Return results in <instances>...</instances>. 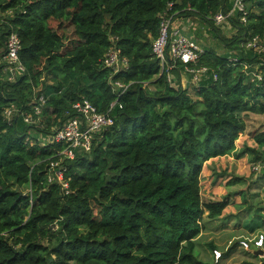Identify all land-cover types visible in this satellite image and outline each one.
I'll use <instances>...</instances> for the list:
<instances>
[{
  "label": "trees",
  "instance_id": "16d2710c",
  "mask_svg": "<svg viewBox=\"0 0 264 264\" xmlns=\"http://www.w3.org/2000/svg\"><path fill=\"white\" fill-rule=\"evenodd\" d=\"M244 2L247 24L234 15L221 28L212 17L232 0H0V62L15 32L25 68L9 82L0 64V264H220L231 254L236 245L205 263L194 256V240L204 213L215 219L228 206L227 197L202 199L204 163L234 152L245 130L239 113L264 114V55L241 46L264 36V0ZM168 3L179 21L192 23L198 44L209 39L198 63L209 72L195 84L187 74L186 88L168 83L152 52ZM109 51L126 67L106 68ZM245 65L261 70L262 81ZM175 66L171 74L182 78L190 65ZM116 81L126 87L119 96ZM82 100L109 111L113 124L89 153L60 163L62 190L50 166L61 146L42 139ZM7 108L16 111L10 122ZM241 156L253 166L264 162V132Z\"/></svg>",
  "mask_w": 264,
  "mask_h": 264
},
{
  "label": "built area",
  "instance_id": "2783aa9c",
  "mask_svg": "<svg viewBox=\"0 0 264 264\" xmlns=\"http://www.w3.org/2000/svg\"><path fill=\"white\" fill-rule=\"evenodd\" d=\"M173 4L168 3L167 9L159 15V34L155 41H153L152 52L155 58L158 60L161 67V72L167 73V81L173 87H176V76L171 74L175 69L176 62H180L183 65H190L184 68L185 73L189 74L191 83L195 84L200 77L206 75L209 72V68L206 66H198L201 56L204 54L203 47L194 40L193 36H188L183 33V28L178 23L177 13L171 12ZM239 16L238 21L243 25L247 24V9L244 0H232V6L226 13H217L212 17V21L217 27H227L232 16ZM241 46L253 51L256 54L264 55V36L259 38L257 36L253 38L244 39ZM20 50V41L15 32H12L7 39L5 45V51L1 57L0 64L3 65L2 72L5 73L6 79L9 82L15 81L19 76H22L25 72V68L19 60L18 53ZM227 61L231 65H236L237 58H228ZM103 65L113 71L114 73L120 69V67H126L125 61H119L117 53L115 51H109L103 60ZM261 65L264 66V63ZM245 69H249V74L252 75L257 81H262L261 70H255L252 72L251 65H245ZM181 78V74H180ZM216 75H213V80H216ZM126 87L118 81L114 82L113 90L116 91L119 96ZM45 103L44 97L41 95L36 100V104L33 106V112L36 116H39L41 108ZM113 104L110 105V108ZM71 110L75 113V116L69 118L61 127L52 131V133L44 140L46 145H60L61 150L57 151L59 162H50V166L53 169L54 177L57 184L62 190L68 189V184L64 180L65 168L60 163L69 159L72 160L76 152L89 153L92 148V143L102 132L107 130L112 124L113 120L107 112H99L91 103L86 100L78 101L71 106ZM16 111L12 108H7L4 111V119L10 122L15 116ZM23 121L26 124L34 123L31 114L23 116ZM258 165L253 166L252 170L257 171ZM52 179L49 178L51 183ZM56 226H53V230ZM236 245L243 251L252 252L254 250H260L262 255H257L263 260L264 264V233H259L256 236L245 239H232L227 242V248ZM213 262L218 263L222 258V253L214 250L212 252Z\"/></svg>",
  "mask_w": 264,
  "mask_h": 264
},
{
  "label": "crops",
  "instance_id": "0c3cea01",
  "mask_svg": "<svg viewBox=\"0 0 264 264\" xmlns=\"http://www.w3.org/2000/svg\"><path fill=\"white\" fill-rule=\"evenodd\" d=\"M180 23V21H178ZM181 26L184 32L189 33V28H192V23L188 20H181ZM188 36H192L188 35ZM186 84H188L186 82ZM188 86V85H187ZM239 144H236L234 152L230 156V160H236L237 164L240 162H248V157L241 156L239 157L240 152L244 147H250L252 145V138H249L246 134H242L238 139ZM225 157L222 158H214L206 161L204 166L202 167V176H206L205 179L200 178V195L203 200H212V201H221L225 197L228 198V206L223 211L222 215L215 219L207 218L206 212L202 217V225L204 230L196 237L194 240L195 243V251L198 253H212L214 250H217L221 253H226L229 249L227 248V242L232 239H245L251 238L253 235L259 232H263L264 226H249V224L245 221H242L240 225H238L237 229H232V223L228 221L227 223H221L225 221L226 217L229 215H234L236 212L235 206L241 204L239 200V193L243 190V178L241 180L238 179H230V181L226 178L228 173H224V169H222V161ZM228 159V160H229ZM227 160V159H226ZM227 160V161H228ZM230 160L227 162L229 164ZM206 172V175L204 173ZM203 186V188H202ZM238 191V192H237ZM244 196V193H243ZM230 197H232L235 201H229ZM233 207V209H232ZM261 213H263L264 218V209H262ZM229 212V213H228ZM247 223V224H246ZM229 237V238H227ZM233 250L231 253H235L237 251V247H232ZM230 253V252H229ZM252 254V253H251ZM199 257V254H198ZM200 258V257H199ZM225 258V257H224ZM204 259V258H200ZM224 259H222L223 261ZM213 262V257H212ZM250 263L257 264L258 261H249Z\"/></svg>",
  "mask_w": 264,
  "mask_h": 264
},
{
  "label": "rangeland",
  "instance_id": "374dc122",
  "mask_svg": "<svg viewBox=\"0 0 264 264\" xmlns=\"http://www.w3.org/2000/svg\"><path fill=\"white\" fill-rule=\"evenodd\" d=\"M183 33L186 35H191L192 33L189 31ZM202 36V39L198 38V40L202 41V46L207 47L209 46V39L207 40ZM211 45H215L211 41ZM177 83L178 84H183L184 87L186 88V80H188V76L184 74L182 78L176 76ZM176 83V85H177ZM193 88L190 89V93L192 94ZM240 117H242L244 123H245V130L243 131V135L246 134L249 138H252L253 135L259 132H264V114L263 115H255V114H244V113H239ZM42 139V138H41ZM45 141H42V144L44 145ZM236 144H239L237 141ZM231 157V155H230ZM230 157H225V159L222 161V169H224V173H228L229 177L227 174L226 178L230 181V179H238L243 180V190L241 193H239V202L241 200L240 205L235 206V213L234 215H229L226 217L225 221H222L221 223H227L230 221L232 223V229H237L238 225L242 221H245L249 224V226H264V218H263V211L264 209V162H261L258 164L259 168L257 171L252 170V166L255 165L254 163L243 161L237 164L236 160H230ZM245 158V156H243ZM222 158V157H221ZM241 158V157H240ZM229 159L230 162L229 164L227 163V160ZM206 164V163H205ZM204 164V165H205ZM203 165V166H204ZM207 165V164H206ZM205 168V166L203 167ZM203 175V174H202ZM200 176L201 179H205L206 176ZM206 175V172L204 173ZM203 188V186H202ZM24 194H26V187H23L20 189ZM244 193V196H243ZM229 201H235L232 197H230ZM233 209V207H232ZM229 213V212H228ZM246 223V224H247ZM261 233V232H259ZM259 233H256L253 236L258 235ZM229 238V237H227ZM238 240V239H236ZM204 258V259H200ZM227 255V254H226ZM194 256L198 258L199 260L205 262V263H211L212 262V253H198L196 251L194 253ZM259 259L257 256H254L253 254L243 251L241 248L237 249L235 253H231L227 257L224 258V260H221L220 264H241V262H249V261H254ZM259 263V262H258Z\"/></svg>",
  "mask_w": 264,
  "mask_h": 264
},
{
  "label": "water",
  "instance_id": "95a60500",
  "mask_svg": "<svg viewBox=\"0 0 264 264\" xmlns=\"http://www.w3.org/2000/svg\"><path fill=\"white\" fill-rule=\"evenodd\" d=\"M252 254L253 255H262V253H261V251L260 250H254V251H252Z\"/></svg>",
  "mask_w": 264,
  "mask_h": 264
}]
</instances>
